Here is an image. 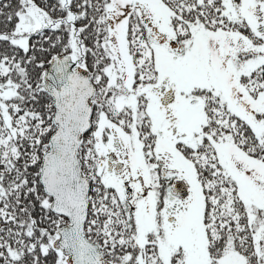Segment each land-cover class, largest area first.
<instances>
[{
	"label": "flooded vegetation",
	"instance_id": "flooded-vegetation-1",
	"mask_svg": "<svg viewBox=\"0 0 264 264\" xmlns=\"http://www.w3.org/2000/svg\"><path fill=\"white\" fill-rule=\"evenodd\" d=\"M209 1L213 2L208 5L197 3V0H182L179 6L162 4L156 8L145 5L128 8L127 16H135L139 29L135 36H127V46L119 43L113 29L116 11L108 10L104 5L103 16H107L109 25L107 36H100L96 45L90 38L89 41L87 39L84 59L80 57L81 60H77L71 56L77 66L88 72L95 87L91 129L87 132L89 140H92L88 153L90 161L85 165L79 157L83 171L86 168L91 178L85 175L90 182L89 198L96 204L100 202L99 206L107 204L113 207L112 214L117 225L115 234L123 230V241L121 244L118 241L116 245L114 236L110 234L111 228L106 229L90 221L89 240L100 247L110 264H189L193 244L188 241L190 236L194 240V229H191L194 224H190V220L199 199L194 195L187 171L177 167V159L185 160L186 156L188 161L186 153L201 149L206 141L204 137L207 139L216 134L215 129L222 134L233 130L242 136L238 128L222 125L220 109L217 112L219 115L211 112L208 104L210 92H207L211 89L183 79L187 74L185 64L184 67L182 65V61L186 60L183 56L185 45L180 42L178 34L169 36L166 32L160 33L164 27H173L176 21L185 23L184 18L173 11H186L193 4H197L193 11L197 9L204 16L210 12L208 16L211 18L221 0ZM162 6L174 14L175 18L169 25V21L164 19L166 13ZM218 11L221 12V9ZM149 32L152 38L159 41L157 55L150 46ZM256 38L264 41V32L261 35L257 33ZM139 39L148 42L152 56L143 55ZM133 57L137 70L131 69L133 74L129 81L127 63L128 60L132 62ZM159 60L162 67H159ZM181 70L184 75H181ZM254 72L251 69L245 72L244 81L252 80ZM112 74L116 75L111 77ZM128 81L131 84H126ZM223 103L225 107H222L228 108L225 111L235 119L239 118L250 131L248 119L253 120L254 112L247 106L238 105L237 101ZM207 107L209 116L207 118L206 115L200 131V126L193 125L192 119L203 110L205 112ZM135 137L138 145L136 140L133 142ZM80 149H83L82 146ZM85 156L83 158H87ZM183 184L186 185L184 190L181 188ZM92 213L94 217L95 210ZM145 215L150 217L149 221ZM144 226L148 229H143ZM174 237L182 244L172 242ZM225 239L217 238L216 252L210 254L207 251L206 259L201 257V261L221 264L226 255V250L221 252ZM117 247H123L121 251L134 250L135 260L122 263L115 254ZM245 258L246 264H251L248 257Z\"/></svg>",
	"mask_w": 264,
	"mask_h": 264
},
{
	"label": "trees",
	"instance_id": "trees-1",
	"mask_svg": "<svg viewBox=\"0 0 264 264\" xmlns=\"http://www.w3.org/2000/svg\"><path fill=\"white\" fill-rule=\"evenodd\" d=\"M67 1L68 4L64 5V1L52 0H0V77H4V81L11 77L17 86L15 98L4 101L11 118V127L7 125L0 101V264H67V257L53 247L57 230L67 223V219L52 213L48 204L50 199L40 182L42 157L55 129V109L50 95L39 90L44 88V73L53 57L64 54V29H80V38L85 39V45L89 38L96 45L98 38L106 34V21L103 17L105 0ZM164 1L169 5L172 3L171 0ZM27 6L43 7L50 13L46 15L50 19H46V25L39 32L29 35L26 42L18 44L16 39L20 37L16 23ZM53 11L61 12L62 17L53 15ZM215 16L214 14L211 18ZM222 26L230 29L228 25ZM239 26L233 25L240 31H247ZM252 39L256 37L253 36ZM253 90L260 91V84L255 85ZM217 100L218 97L214 102L208 99L211 112L214 111L213 104ZM224 110L226 108H220V111ZM223 113L220 120L224 127H236L241 132L245 131L246 126L239 118L235 119L228 111ZM247 132L253 135L249 130ZM91 143L87 133L82 144L84 150L80 149L79 154L85 165L90 161L88 153ZM87 145L88 148H85ZM255 145L257 143L253 141L245 148L250 152L256 149ZM190 153L206 198L205 221L214 242L219 237L224 241L228 232L234 230L242 253L251 264H261L253 235L247 229L246 210L241 199L236 196L233 181L227 180L221 169L210 162V148L206 149V153L202 149L197 153ZM84 155L87 158H83ZM87 173L84 168V174L90 178ZM98 195L100 196L99 193ZM99 204L100 202L90 203L85 233L90 236L91 220L105 228L109 225L113 241L116 245L118 241L121 244L123 232L115 234L117 225L112 214L113 207ZM93 210L96 214L94 217Z\"/></svg>",
	"mask_w": 264,
	"mask_h": 264
},
{
	"label": "rangeland",
	"instance_id": "rangeland-1",
	"mask_svg": "<svg viewBox=\"0 0 264 264\" xmlns=\"http://www.w3.org/2000/svg\"><path fill=\"white\" fill-rule=\"evenodd\" d=\"M63 1L64 5L68 4L67 0ZM105 1V6L107 5L108 10L116 11L117 16L114 18L113 29L114 32L117 33L116 37L119 43L125 46H127L125 43L128 42V37H132L130 35L133 34V36H135L137 34L136 30L139 29L135 16H127L128 12L126 10L128 8L134 7L135 9V6L144 7L143 5L148 8H156L161 7L162 4L167 6H179L182 2V0H180V2L179 0H171L172 3L169 5L165 3L164 0ZM202 2L209 5L213 1L197 0V3ZM261 3L264 5L263 0H221V4L218 5L217 11L213 10L212 12V14L216 15L215 18H210L208 16L210 12H206L204 16V13L202 14L201 11L197 9L193 11L192 9H194V7L196 8L197 4L186 8V11L176 12L174 10L173 12L175 14L181 15L184 18L185 23H178L176 21L173 23V27L171 25V27H167L166 29L164 27L160 33L165 34L166 32L170 34L169 36H175L176 33L178 34L180 42L185 45L183 56L186 60L182 61V65L184 67L185 64V71L187 74L183 76V79H190L189 82H192L194 85H205L211 89L207 92H210L209 96L213 102L216 97L219 98V100L216 101L218 104H213V109L216 113L222 106L225 107L223 101L229 103L230 100L231 102L237 101L238 105L247 106L254 112L253 120H250V118L248 119L250 123L248 127L253 135L247 132V127L245 131L241 133L242 136L239 132L234 133L233 130L231 132L225 131L226 133L222 134L218 133V130L215 129L216 134L208 136L207 139L204 137V141H206L201 149L206 153V149L210 148V162L218 166L219 170L221 169V173L227 180L233 181L232 185L234 184L237 190L236 196L241 199L247 213V229H249L253 235L255 250L261 260L260 263L264 264V41H256L257 38L254 40L252 39L253 36L256 37L257 33L261 35L264 32L262 30V26H264V6ZM162 8L166 13V18L164 19L169 21V25L171 19L175 18L174 14L169 10H165L166 8L163 6ZM219 9H221V12L218 11ZM52 13L59 18L62 17L61 12L55 13L53 11ZM48 14L50 15V13L41 6L25 8L16 23L17 32L19 34L18 37H20L16 39L17 43L22 44L23 41L28 39L29 35L39 32L44 25H46V19H50V16H46ZM103 17L104 21H106L107 16L104 15ZM234 24L243 26L247 31L243 29V31H240L234 28ZM222 25H228L230 29ZM49 27L50 26H48V28ZM108 30L109 25L106 22V36ZM63 33H65L66 40L65 47L62 51L64 54L61 56L69 55L75 57L77 60H81L80 57L84 59L85 39L80 38L82 37L80 29L76 28L75 31H67L64 29ZM148 35H150L151 38L150 46L151 48L153 47L152 49H154L157 55L159 52V47L157 46L159 41L156 38H152L150 32ZM125 39L127 40L125 41ZM138 43L142 47L144 56H152L148 42L144 43L142 39H139ZM180 59L181 57L178 61H180ZM135 62V57H133L132 62L128 60V80L132 78L130 76L133 74V70H137ZM160 66L162 67V64L159 60V67ZM250 69L253 72L255 71L254 77L252 80H249V82H245L243 79L245 78L244 73L250 71ZM114 75L116 74H112L111 77ZM181 75H184L182 70ZM119 77L121 78L120 75ZM3 78L4 77H0V101L4 107L3 113L7 125L11 127V118L4 101L15 98L17 86L10 79L11 77H8L6 81H4ZM129 81L126 84H131ZM259 84L261 90L255 92L253 87L255 85L259 86ZM39 91L46 92L45 88H40ZM123 100H126V98ZM207 109L208 107L205 112L203 110L198 117L196 116L192 119L193 125L197 124L200 126V131L202 130V125L205 123L206 115L207 118L209 116ZM226 109L228 108L226 107ZM223 112L220 114V117L223 116ZM231 126H233V124ZM217 136H220L219 139ZM200 137H202V134ZM135 140L137 142L136 137L133 142H135ZM253 141L257 143V146L255 145L256 149L249 152L245 146L252 144ZM86 147L88 148V145L85 146V148ZM48 149L49 144L44 154ZM201 149L196 150V153ZM186 155L188 156V161H186L187 157L185 156V160L181 158L177 159L178 163L176 164L180 169L187 171V176L192 185L194 195L199 199V205L194 210L190 220V224H194L191 228L194 229V240L190 236L188 242L193 245L190 247V252L192 251V253L189 256L188 262L189 264H208L202 262L201 257L206 259L205 253H207V251L210 254H214L217 250V244L214 242L211 230L207 229V223L205 221L206 198L203 194L201 183L198 181L199 178L195 163L191 160L190 152L186 153ZM184 186L186 187L185 184L181 186L182 190H184ZM233 194L232 192V195ZM49 199L50 202H48V204L50 207L52 199L50 197ZM94 203L96 204L95 201ZM145 217L146 220H150L148 215H145ZM66 222L65 225L69 224L68 220ZM108 227L110 228L108 225L106 229H108ZM143 229L146 230L148 227L144 226ZM101 230L104 231V229ZM235 233L236 231L234 230L229 231L226 235L225 242L221 245V252L226 250L224 261L221 264H246L245 255L238 247ZM86 236L88 239L90 238L89 235L86 234ZM171 241L175 244H182V242H177L176 238ZM184 243L186 245V242ZM122 249L123 247H117L115 249L116 255L121 258L122 263L130 262L133 259L135 260L134 250L129 248V252L127 250L121 251ZM61 254L63 255V253Z\"/></svg>",
	"mask_w": 264,
	"mask_h": 264
},
{
	"label": "water",
	"instance_id": "water-1",
	"mask_svg": "<svg viewBox=\"0 0 264 264\" xmlns=\"http://www.w3.org/2000/svg\"><path fill=\"white\" fill-rule=\"evenodd\" d=\"M44 88L53 100L55 131L42 157L40 182L52 199L51 211L69 221L57 230L53 247L67 256V264H110L85 234L90 182L81 166L79 150L91 129L95 87L88 72L71 56L63 55L55 56L49 64Z\"/></svg>",
	"mask_w": 264,
	"mask_h": 264
}]
</instances>
